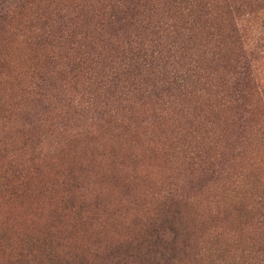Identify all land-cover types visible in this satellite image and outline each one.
<instances>
[{
  "label": "rangeland",
  "instance_id": "374dc122",
  "mask_svg": "<svg viewBox=\"0 0 264 264\" xmlns=\"http://www.w3.org/2000/svg\"><path fill=\"white\" fill-rule=\"evenodd\" d=\"M51 1L52 17H59L79 15L84 5L95 0ZM143 1L154 21L163 23L165 32L160 39L183 42L190 49L188 55L201 57L199 64L205 73L196 74L191 81L199 83L198 90L205 88L209 92L210 100L204 111L207 116L215 111L214 118L209 115L214 125L207 130L186 122V113L181 107H175L178 99L182 103L183 97L178 98L173 88L170 92L176 99L171 101L175 104L166 109L168 104L162 103L168 100L166 97L140 107L132 117V131L124 132L123 140L100 141L95 136L94 141L93 136L91 146L63 145L60 120L52 112L45 115L46 127L27 141L20 124L24 123L23 113L33 115L24 104L29 86L40 83V74L48 83L65 81L59 82L53 64L56 60L51 55L32 49L33 37L38 35L35 32L38 23L33 19L39 12L27 8L30 4H18L25 10L20 9V15L15 13L16 19L0 25V110L8 118L0 121V143L4 147L0 166L9 171V180H13L11 175L19 179L9 187L12 193H3L0 189V262L11 258L12 241L22 238V234L24 238L25 234L43 232L46 227L66 229L67 223L61 226L64 222L55 216L66 198L67 186L62 185L65 170L73 159L88 158L90 163L83 167L85 180L91 182L89 188L85 182L91 195L87 196V213L91 216L95 212L98 221L84 225L83 230L98 228V222H103L104 213L109 211V237L114 241L128 238L135 232L130 225L135 218L131 201L140 199L146 203L143 209L146 216H154L156 203L161 202L167 189H172V195L185 205L183 219L192 221L200 229L196 227L180 264H218L221 259L229 264L233 259L243 264H264V255L259 250L264 246V242L260 243L264 241V227L258 228L257 224L261 220L259 214L263 213L257 203L259 197H264V0ZM15 7L14 0H0V11H14ZM129 12L125 16L116 5L107 17L114 15L112 24L100 29L101 32L124 44L126 36L134 34L133 27L128 26L132 16ZM26 37L30 40L28 43H25ZM188 37L191 38L187 40ZM63 53L68 58L76 55L64 50ZM55 58L69 62L58 55ZM76 87L78 90L79 85ZM220 104L223 106L218 109ZM189 107L190 113L195 110L198 114L194 105ZM40 108L38 105L34 110ZM70 124L76 125V122L68 118V128L73 127ZM185 130L188 135L193 132L192 141L200 142L204 138L190 156L192 159L187 147L177 152V141H183ZM127 147L132 157L125 168L119 169L116 162L108 164L109 150L122 155ZM16 162L23 164L17 166L18 173L14 172ZM111 168L112 172H108ZM94 171L104 172L105 185L99 179L94 185V177H90ZM119 173L122 186L117 189L107 185ZM94 196L101 205H96V209ZM67 231L71 232V227Z\"/></svg>",
  "mask_w": 264,
  "mask_h": 264
},
{
  "label": "trees",
  "instance_id": "16d2710c",
  "mask_svg": "<svg viewBox=\"0 0 264 264\" xmlns=\"http://www.w3.org/2000/svg\"><path fill=\"white\" fill-rule=\"evenodd\" d=\"M141 2L144 1L95 0L93 4L84 5L86 9L82 8L79 15L74 13L75 16L64 14L59 17H52L54 13L51 11L53 6L51 0H14L16 5L14 11L1 9L0 25L8 19H16L15 13L20 15L19 12L22 9L25 10L21 7L23 4H30L27 8L39 12L34 14L33 19L38 23L35 28L38 35L33 37L34 48L32 49L51 55L53 61L56 60L53 64L57 68L59 82L65 81V83H48V79H43L40 74L38 76L40 83L29 86L27 102L24 104L33 115L27 116L26 114L31 113H23L24 123L20 124L22 136L27 141H30V136L34 137L37 131L46 127L45 115L52 112H55L56 118L60 120L63 145L82 143L85 146H91L93 136L94 141L95 136L100 141L102 139L111 141L114 138L123 140L126 134L124 132L129 134L132 131L130 130L133 128L131 120L140 107L152 100L161 101L166 97L168 100L162 102L168 104L166 109L175 104L171 101V98L176 99L170 92L173 88L178 93V98L183 97L182 103L178 99L175 107H181V111L186 113L184 116L186 122L192 125L196 123L197 128L207 130L214 125L209 117L214 118L215 111L213 110L211 114L207 113L210 116L205 115L204 111L210 100L209 92L205 88L198 90L199 83L191 81L199 73H205L199 64L201 57L188 55L190 49L188 50L186 45L182 44L183 42L179 43L176 39L175 41L160 39L159 36L165 32V28L161 25L163 23L155 22L153 15L148 12L150 9L145 10ZM125 3L129 5L124 7ZM18 4L22 5L18 6ZM116 5L125 16L129 10V15H132L128 26L133 27L134 34L126 36L124 44L113 40L109 34L102 33L100 30L112 24L111 17L113 18L114 15L107 17ZM82 19L84 23L81 22ZM103 20L105 23L102 22ZM190 38L188 37L187 40ZM29 41L26 37L25 43ZM63 50L76 55L74 58L69 57L70 60ZM55 55L64 57L69 62L57 60ZM65 64H67L66 67L63 66ZM77 85H79L78 90ZM38 105L41 108L35 111ZM191 105H194L198 114H195V110L189 112ZM222 106L223 104H220L217 108L221 109ZM68 118L71 122H76V125H69L73 126L72 128H68ZM7 119L0 110V121ZM192 133L191 135L184 133L183 141L180 139L177 141L179 145L177 152L187 147L189 158L199 148L197 144L204 140L202 138L200 142L192 141ZM208 133L211 134V131ZM204 134L207 133L204 132ZM95 144L99 143L94 142ZM129 150L131 152L130 147H127L122 155L109 150L111 161L108 164L116 162L119 163V169L125 168V165H128L127 161L132 157ZM0 153L4 154L1 143ZM119 160L121 161L118 162ZM86 163H90L88 158L73 159L65 170L62 185L67 186L66 198L61 202L59 213L55 216L64 222L61 226H66L67 223L66 229L56 230L55 227L53 230L46 227L43 232L25 234L27 238L25 236L23 238L22 234L20 237L23 239L16 238V243L12 241L11 258L1 261L0 264H180L182 257L185 256L184 250L195 235L196 227L198 231L200 229L192 221L183 219L185 205L181 204L179 197L172 195V189H167L166 195L161 196V202L156 203L157 212L154 216H146L147 212H143V209H146V203L140 202V199L131 201L134 206L132 208L135 209V218L130 225L134 227L135 232L128 238L121 237L114 241L109 237L108 228L111 224L107 222L111 220L108 216L109 211L104 213L106 217L103 222H98V228L82 229L84 225L90 226L98 221L95 212L91 216L87 213L86 201L89 199L87 196L91 197V195L85 182H88L86 183L88 188L91 182L85 180L83 167ZM22 165L16 162L14 172L18 173L17 166ZM107 171L112 172V168ZM120 173L123 174L121 171ZM120 173L114 174L107 185L117 189L121 187ZM11 176L13 180H9V171L1 165L0 189L3 193L8 191L12 193L9 187L19 181L14 175ZM104 176V172L94 171L90 177H94V185L96 179L105 185ZM21 177L24 180L23 176ZM128 188L127 191H129ZM96 198L93 197L94 209L96 205L101 207ZM259 198L260 201L257 204L263 213L259 214L261 220L257 224H259L258 228H263L264 197ZM234 210L237 211L235 208ZM69 227L71 232L67 231ZM99 228L102 230L99 231ZM262 242L264 241L261 240L260 243ZM259 250H262L261 256H263L264 246L261 245ZM218 264L229 263L221 259ZM230 264L243 263L233 259Z\"/></svg>",
  "mask_w": 264,
  "mask_h": 264
}]
</instances>
